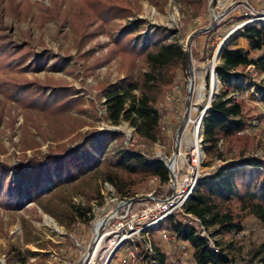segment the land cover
I'll return each instance as SVG.
<instances>
[{"label":"trees","instance_id":"trees-1","mask_svg":"<svg viewBox=\"0 0 264 264\" xmlns=\"http://www.w3.org/2000/svg\"><path fill=\"white\" fill-rule=\"evenodd\" d=\"M178 1L195 13L204 5V0ZM135 6H140L139 0H49V3L10 0L7 9L16 21L33 20L38 27L54 20L57 34L69 37L83 64L89 58L95 60L93 65L117 58V69L123 75L105 80L100 89L105 118L111 124L126 121L141 139L152 143L160 138L163 117L155 101L173 82L177 70L187 67L189 58L180 42L167 37L166 31L159 30L156 35L158 30L153 26L145 28L146 21L141 18L117 28L109 25L115 18L131 15ZM102 32L111 34L110 43L103 56L94 55V46L85 48V45ZM25 35L29 36L30 31ZM241 37L247 40V47L235 44ZM28 42V38L17 42L7 34H0V154H4L0 155V205L12 210L24 207V201H32L59 224H70L74 220L86 223L93 217L90 204H75L70 194L76 192L86 200L101 201L97 178L127 194L145 188V180L155 177L156 194L161 195L163 189L158 184L169 182V170L163 159L138 146H124L118 129L80 130L87 121L89 108L83 94L63 76L36 74L45 67L57 66L73 73V66L66 68L72 57L48 47L36 50ZM239 66H252L264 72V21L243 24L222 47L215 67L221 87L204 114L201 144L208 156L222 160L226 158L219 151V141L240 138L247 125L242 100L229 94L239 85V82L231 84ZM17 107L22 116L19 124H16L20 113ZM3 134L17 148L11 152L21 156L13 162L6 154L8 147ZM114 141L119 145L110 149ZM45 142L46 147L41 149ZM231 157L215 172L201 176L184 205L186 211L200 218L213 237L214 246L207 236L186 222L171 220L163 224L171 227L177 242L189 246L194 264H264V249L259 250L258 256L236 258L229 251L232 242L222 245L215 238L218 232L242 230L247 214L264 221V157L244 150ZM237 169H247L254 178L240 186ZM28 210L36 213L37 208L31 206ZM21 220L24 241H35L30 218L22 215ZM44 244L37 242L38 246ZM154 250V255L141 250L143 259L149 264H166L165 252L155 244ZM5 251L8 264H44L46 256L30 248L21 250L12 242L7 243Z\"/></svg>","mask_w":264,"mask_h":264},{"label":"rangeland","instance_id":"rangeland-1","mask_svg":"<svg viewBox=\"0 0 264 264\" xmlns=\"http://www.w3.org/2000/svg\"><path fill=\"white\" fill-rule=\"evenodd\" d=\"M9 1L0 0V17L3 18L0 21V34H7L10 39L17 42L28 38V43L36 50L48 47L72 57L71 63L67 64L66 68L73 66V73L66 72L64 68L57 66L53 68L45 67L36 71V74L43 76L44 73H50L55 76H63L83 94L89 108L87 121L80 127V130H100L113 125L105 118L100 89L105 80H113L119 75H123L117 69V58H113L109 62L102 61L100 65H93L95 60L89 58L83 64V59L78 58V50L71 45L69 37L57 34L54 20L48 21L40 27L33 20L16 21L7 9ZM42 1L49 3V0ZM158 1V4H155L149 0H139L140 6H135L131 15L115 18L109 25L117 28L127 23V21L141 18L146 21L145 28H152L153 26L154 29L158 30L156 35H159V30L166 31L167 37L169 36V38L171 37V39L180 42L188 52L189 63L186 68L177 70L173 82L163 90L155 101V105L163 113L160 138L157 141L145 142L126 121L114 126L122 132L120 142L124 146H138L149 154L159 153L165 158H169L173 156L176 149L189 151L195 147L193 146L194 136L192 134L194 122H187L186 106L190 104L189 109L194 111L192 117L196 116L195 118H197L199 109L209 99L211 91L212 98L219 93L221 82L218 78H215L214 74L212 77L216 81L214 86L211 84V69L213 66L216 67V64L220 61V55L215 62L213 61L214 51L227 35L230 34L223 46L241 29L242 25L238 26L239 22L245 20L248 23L256 22L260 24L264 21H249L252 18L264 16V0H204V5L198 13H195L192 8L178 0ZM158 6H161V9ZM249 8L253 13H249L246 19L238 21V17L246 16L244 12L248 11ZM3 23L8 24V27H4ZM27 30L30 31L29 36L25 35ZM110 37L111 34L102 32L88 41L85 48L93 45L94 55L100 56L107 50ZM235 44L247 47V42L242 37L237 39ZM209 52L211 53L210 56H208ZM252 53L254 54V52ZM210 64H212L211 67ZM84 65L89 67L85 68ZM235 70L236 73L231 78V84L239 82V85L232 89L229 94H233L242 100L243 118L247 125L244 131L241 132L240 138L234 136L219 141V151L226 160H222L215 155L208 156L205 153L201 144V130L200 140L199 138L198 140L202 148V170L206 173L215 172L220 165L232 159L231 156L237 154L240 150L264 157V72H258L252 66H239ZM190 77H192V84L189 89ZM201 84L203 87H200ZM174 88L175 90H173ZM166 93H170V99L168 100H165ZM188 94L191 95L190 101H188ZM17 110L20 111V108L17 107ZM21 120L20 111L16 124H19ZM14 139L17 140V136ZM3 140L8 147L6 154L9 153L8 158L11 162L21 157L17 152H11L17 148L8 143L7 136L4 134ZM46 145L47 142L43 143L40 148L44 149ZM118 145L114 141L110 144V149H115ZM0 155L3 156L4 154ZM204 161H208V164H204ZM246 170H235L237 182L240 186L245 185L249 179L254 178V174L249 175ZM152 178L145 180V188H136L127 194L119 193L113 184V191L110 192L105 187L104 180L97 178L95 182L100 188L101 201L96 198L86 200L81 194L72 192L70 194L72 202L75 204H90L91 206L93 217L86 223L74 220L70 224H59L54 217L42 211L32 201H24V207H17L12 210L0 205V264H8L5 248L9 242L14 243L21 250L30 248L46 253L44 264H84L86 261L84 260L85 254L91 255L95 251L98 255L96 259L99 258V255L104 252L107 246L109 235L101 236L104 231L102 226L97 232L94 230L95 220L102 217L115 204L117 201L116 196L118 198L125 195L132 196L133 200L136 201L134 206L138 208L150 203L149 193L159 196L156 194L157 181L156 179L151 180ZM158 186L163 189L162 194L168 188L171 189L169 182L168 184H158ZM31 206H36V213L40 214V217L28 210ZM22 215L30 218L34 229L33 234L37 237L35 241H24ZM243 222L244 228L242 230L218 232L215 233V238L222 245L232 242L233 247H229V251L236 258L241 255L250 257L256 254L258 256L259 250L264 249V245H262L264 242V221L254 215L247 214ZM212 228L214 229V227ZM149 235L153 244L159 246L165 252L169 264H176L181 255L184 256L185 264H194L190 257L189 246L186 243L177 242L174 238L164 240L156 230L150 231ZM37 242L45 244L38 246ZM122 253L123 250L120 249L115 251L113 257L106 264H119L118 258ZM100 263L99 261L95 264ZM143 263L144 259L140 256L137 264ZM178 264H184V262L182 263V260H180Z\"/></svg>","mask_w":264,"mask_h":264},{"label":"built area","instance_id":"built-area-1","mask_svg":"<svg viewBox=\"0 0 264 264\" xmlns=\"http://www.w3.org/2000/svg\"><path fill=\"white\" fill-rule=\"evenodd\" d=\"M251 11L252 10L249 8L248 11L244 12V15L248 16L249 13H253ZM245 23V20L239 22L238 26ZM191 84L192 77H190L189 89ZM200 87H203V85H200ZM173 90H175V88ZM202 93L204 94V92ZM190 98L191 95L188 94V101H190ZM168 99H170V93L165 94V100ZM189 106H186L187 122H194V130L200 122L202 125L205 107L207 105L205 107L202 106L199 109L197 118H195L196 116L192 117L194 111L190 110ZM114 125L117 124H113L106 128L117 129ZM192 134L194 136L193 146L195 147L191 148L189 151L176 149L173 156L169 158H165L159 153L152 154L157 158L163 159L167 165L171 190L168 193L159 196L149 193L151 198L150 203L141 208L134 206L136 201L133 200L132 196L125 195L120 198L116 196L117 201L103 214L102 217L99 218L101 220L100 226L95 229L97 232L102 226L104 231L101 233V236L109 235L107 238V246L97 259L96 256L98 257V255H96V251L91 253V255L88 253L85 254L84 260L86 261L84 264H95L99 261L101 262L100 264H106L111 258V255L119 249L123 250V253L118 258L119 264H137L140 256H143L144 253H141V250L151 253L152 255L155 254L154 244L149 235L150 231H158L160 237L164 240L174 238V233L171 227L163 225L165 222H170L171 220H181L188 223L196 232L207 236L209 243L214 246L213 237L209 235L200 218L191 212L186 211L184 207L199 179L202 175L206 174V171L202 170L201 165L203 156L201 144L199 142L200 133L197 131L193 133L192 131ZM153 179H155V177L151 180ZM104 185L110 190V192L113 191L111 183L104 181ZM99 219H96L95 222ZM180 260H182V263H186L184 256L181 255L176 264H178ZM143 264H149V262L144 260ZM166 264L169 263L166 262Z\"/></svg>","mask_w":264,"mask_h":264},{"label":"bare ground","instance_id":"bare-ground-1","mask_svg":"<svg viewBox=\"0 0 264 264\" xmlns=\"http://www.w3.org/2000/svg\"><path fill=\"white\" fill-rule=\"evenodd\" d=\"M258 20H264V16L259 17V18L255 17V18H252V19L249 20V21H258ZM230 32H231V31H230ZM229 35H230V34H229ZM229 35H227V36L222 40L221 44H220V45L216 48V50L214 51V57H213V61H214V62H215V60H217V59L219 58L220 50H221L223 44L227 41ZM211 65H212V64H210V67H211ZM211 70H212V75H213V74L215 75V73L213 72V67H212ZM212 81H213V82H212L211 84L214 86L215 81H216L214 77H212ZM201 85H202V84H201ZM211 92H212V91H211ZM210 94H211V93H210ZM210 98H211V95H210V97H209L208 100L205 99L206 101H205V103L203 104L204 107L208 104ZM195 128H196V127H195ZM195 128H194V130H193V133H194L195 131H197L198 133H200L201 130H202L201 123H199V125L197 126L196 129H195ZM197 135H198V134H197ZM100 223H101V220H97V221L95 222L94 230L97 229V228L100 226Z\"/></svg>","mask_w":264,"mask_h":264},{"label":"water","instance_id":"water-1","mask_svg":"<svg viewBox=\"0 0 264 264\" xmlns=\"http://www.w3.org/2000/svg\"><path fill=\"white\" fill-rule=\"evenodd\" d=\"M213 72L215 73V78H217V77H216L215 66H213ZM211 82H213V81H212V70H211ZM211 99H212V92H211V98H210V100H209L207 106L205 107V112H204V114H205L206 111H207V108H208V106H209V104H210ZM200 133H201V132H200Z\"/></svg>","mask_w":264,"mask_h":264},{"label":"crops","instance_id":"crops-1","mask_svg":"<svg viewBox=\"0 0 264 264\" xmlns=\"http://www.w3.org/2000/svg\"><path fill=\"white\" fill-rule=\"evenodd\" d=\"M244 39V41H246L247 42V40L245 39V38H243ZM244 46V45H243Z\"/></svg>","mask_w":264,"mask_h":264}]
</instances>
